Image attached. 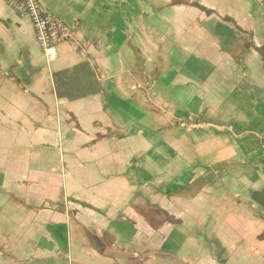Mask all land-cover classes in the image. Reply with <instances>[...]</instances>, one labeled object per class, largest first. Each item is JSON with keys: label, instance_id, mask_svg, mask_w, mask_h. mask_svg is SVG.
<instances>
[{"label": "crops", "instance_id": "crops-1", "mask_svg": "<svg viewBox=\"0 0 264 264\" xmlns=\"http://www.w3.org/2000/svg\"><path fill=\"white\" fill-rule=\"evenodd\" d=\"M39 1L49 67L0 0V264H264V0Z\"/></svg>", "mask_w": 264, "mask_h": 264}, {"label": "built area", "instance_id": "built-area-1", "mask_svg": "<svg viewBox=\"0 0 264 264\" xmlns=\"http://www.w3.org/2000/svg\"><path fill=\"white\" fill-rule=\"evenodd\" d=\"M18 17L28 19L46 65L56 59V48L72 39L73 28L42 6L39 0H4Z\"/></svg>", "mask_w": 264, "mask_h": 264}, {"label": "trees", "instance_id": "trees-1", "mask_svg": "<svg viewBox=\"0 0 264 264\" xmlns=\"http://www.w3.org/2000/svg\"><path fill=\"white\" fill-rule=\"evenodd\" d=\"M189 4V5H192V6H195L197 8H199L200 10H202L203 12H205L206 14H212L213 11L212 10H209L207 8H205L204 6L198 4L197 2H188L187 0H174V2H172V5H175V4ZM225 21H229V22H232V20L230 19H224ZM251 44L250 43H247L246 44V47H250ZM255 50L258 52V54L260 55V57L262 59H264V45L260 46V47H254ZM136 209L138 210V212H140L144 217H147L148 218V215L144 212L143 208L140 207V206H137ZM152 209L154 212H156L159 216L160 215H164L165 219L167 220H172V218L170 216H168L166 214V212L160 210V208H157L155 206H152ZM173 221V220H172ZM156 226V224H155ZM264 236H260V238H263Z\"/></svg>", "mask_w": 264, "mask_h": 264}]
</instances>
